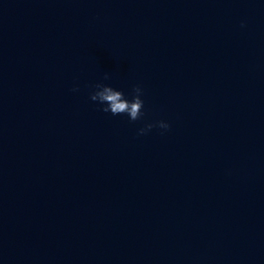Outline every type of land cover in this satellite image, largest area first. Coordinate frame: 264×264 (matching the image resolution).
Listing matches in <instances>:
<instances>
[{
	"label": "clouds",
	"instance_id": "obj_1",
	"mask_svg": "<svg viewBox=\"0 0 264 264\" xmlns=\"http://www.w3.org/2000/svg\"><path fill=\"white\" fill-rule=\"evenodd\" d=\"M244 26L243 24L241 25ZM111 76L109 73H105L103 80H109ZM91 91L89 98L101 106V110L105 113H111L113 116H119L126 114L130 122H136L143 119L145 116V102L142 99L144 90L142 86L135 85L131 93V99H129L123 91L117 90L112 86L103 83L102 81L91 85ZM78 88H74L73 91H78ZM171 125L165 120H157L153 122H146L143 127L137 131L138 136L146 135L154 128L166 132Z\"/></svg>",
	"mask_w": 264,
	"mask_h": 264
}]
</instances>
